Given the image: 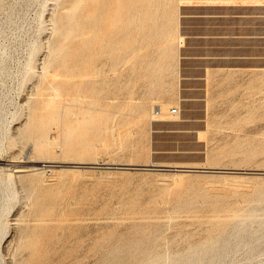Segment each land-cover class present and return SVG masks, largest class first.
I'll use <instances>...</instances> for the list:
<instances>
[{
  "label": "rangeland",
  "instance_id": "obj_1",
  "mask_svg": "<svg viewBox=\"0 0 264 264\" xmlns=\"http://www.w3.org/2000/svg\"><path fill=\"white\" fill-rule=\"evenodd\" d=\"M66 1L0 0V208L9 223L0 264H97L104 252L136 240L138 231L155 223L154 251L179 252L208 234L211 219L250 208L261 213L264 194L244 195L259 186L264 191V0H184L178 7L176 0L170 19L160 11L163 0H154L150 8L160 9L146 18V46L131 56L120 41L114 46L121 55L113 50L111 65L98 62L99 73L76 77L79 84H62L54 95L47 91L44 98H67L77 106L75 116L65 115L50 129V139L59 141L54 149L37 151L35 133L17 135L29 108L43 99L28 70L41 68L55 32L49 16ZM122 31L116 38L125 39ZM90 47L82 57L94 52ZM100 116L109 126L94 131L89 120ZM15 165L26 171L15 172ZM188 181L228 195L236 209L203 200L176 208L180 184ZM36 202H43L46 219L37 220ZM235 231L228 226L226 232ZM253 240L250 248L240 245L212 264H264V230ZM40 242L46 245L39 248ZM236 242L231 238L228 249Z\"/></svg>",
  "mask_w": 264,
  "mask_h": 264
},
{
  "label": "bare ground",
  "instance_id": "obj_2",
  "mask_svg": "<svg viewBox=\"0 0 264 264\" xmlns=\"http://www.w3.org/2000/svg\"><path fill=\"white\" fill-rule=\"evenodd\" d=\"M73 1H75V3H73ZM73 1L70 0V1H66L65 3L63 2L64 5L62 7V10H57L60 12H57L58 14L56 13L55 16L53 14L54 18L53 16H49V17H52L51 19H53V24H54V29H55L53 31L55 32L51 34L53 36L51 37L49 41H47L48 45L46 46L48 47L47 48L48 52H46L45 55L42 57L43 62L41 61L42 65L40 69L38 68L39 70H37L35 67L29 68L28 70L29 73L32 72L33 76H35V79H36L34 93L42 92L43 99L40 102V104H38L37 106H31L29 108L27 120L24 122L23 127L19 128V133L17 135L21 134L22 130H25L24 132L27 131L28 133L30 132L35 133L36 134L35 135L36 136L35 147L37 151H45L47 149L52 150V148L59 141L56 142V140H54L53 138H52L53 140L50 139L49 137L50 129L53 127V125L59 124V121H61V119L65 115L69 116L70 113H73L74 115L75 112L73 111L72 107L77 106V104L74 102H71V100L67 102V98L66 99L64 98L61 101L54 99L55 96L54 97L52 96V98L51 97L44 98L47 91H51V93L54 95V92L57 93L59 88L62 87V84L66 85L70 82H73L75 85H77L79 83L77 81L75 82L76 77H78L79 79H84L90 73H93V72L99 73L102 69V66L111 65L110 64V62H112L111 52L113 50L116 52H118V50L120 51V49L116 50L114 46L115 44L120 43V41H122V44H125V48L124 50L123 49L122 50L125 51L127 55L131 54L132 52L135 53L137 50L142 49L144 46H146V45L143 46V43L146 44V42L149 41V39L147 38L145 34L146 28H147L146 20L150 19L148 17L152 12H154L155 10L159 11L158 9H160L159 6H155L154 10L150 8V4L152 2L154 3L156 0L155 1L154 0H73ZM175 1L176 0H163L164 2L163 5L166 4L164 8H163V5L160 3L161 5L160 7L163 8V10L160 9V11L164 14L163 16L165 18L170 19V16L171 15L173 16L175 14L174 12H172L173 11L172 9H175L172 7V3H174ZM183 1L184 0H179L177 3H174V4L175 5L177 4L176 7H178L180 3H182ZM60 5L62 6V4ZM169 6H170V9L168 8ZM123 15H124V20H123ZM165 18L162 17L163 21H166L164 20ZM154 20L159 21L158 19L157 20L154 19ZM63 21L66 22V25L61 26ZM121 22L124 23L123 26L121 25L123 24ZM121 29L123 31L125 30L126 32V33H123L122 31V33L124 34L123 37L126 36L125 39L123 38L122 40L120 37L116 38L118 32L121 33L120 32ZM150 29H147V30H150ZM178 36H181V35L177 34V39L179 38ZM179 40L181 41V39ZM72 42H74V45ZM90 46L94 48V52L92 54H88L87 58H85L86 55L85 57H82L83 53L87 54L86 51H88L89 48H91ZM118 46L117 48H121ZM133 54H131V56ZM120 55L121 54H119V56ZM68 57L70 58L66 60V58ZM136 59H138V57ZM140 59H143V58L140 57ZM57 60H60V62L54 67L53 63L56 62ZM114 60H117V59H114ZM135 61L133 63H135ZM144 61L146 62V59ZM98 62H100L102 65L99 68H98V65H99ZM79 63L81 64L79 65ZM136 63H138L139 65L138 60ZM64 64L66 65L65 70L61 71V69L59 68L60 66H63ZM113 65L117 66L116 63L112 64V66ZM130 66L135 68V66H133L132 64ZM165 66L166 65L163 66L164 67L162 68L163 70L165 69ZM60 76H64V79H61ZM73 100H77V98L74 97ZM77 116H78V113H77ZM83 118H85V116ZM100 118L101 116L97 119L93 117L91 120H89V123L96 127V130L93 129L94 131H98L97 127H99L100 128L99 131H101L102 127H105L107 125L109 126L108 117L104 116L101 119ZM76 120H79V118L77 117ZM77 123L78 122L76 121V124ZM70 125L72 124L70 123ZM108 126L106 128H108ZM66 131H64V133ZM100 134L102 136V133ZM99 137L100 135L98 136V139L101 140V138ZM66 138H67V134H66ZM67 140H69V138ZM86 140L87 139H85V141ZM87 142L85 143V147L86 145H88ZM89 142L91 143L92 141H89ZM67 144H68V141H67ZM71 145L69 146L66 145L68 146L67 149H69V151H70L69 147ZM88 146H90V144ZM94 147L92 148L89 147V148L93 149ZM126 165H128V166H125L127 168L138 169L137 167H134V166H138L140 164H126ZM182 166L188 167L185 169H194L192 167H195L193 165H182ZM150 169H154V168H150ZM161 169H166V168H161ZM16 171L25 172L26 169L21 166H16L15 172ZM10 177H11V174H7V178L9 179V182H8L9 184H10ZM225 183H223V186ZM180 185H181L180 189L176 195V204H175L176 208L178 209L185 207L186 205H189L190 203H194L199 200L209 201L211 204H215L214 206L215 207L217 206L218 209L223 208L228 212L236 209L235 205H233L234 202L231 201L228 195L211 194L204 190L198 189L196 185L193 184V182H189V181L186 183H181ZM210 186H212V184ZM225 186L227 188L229 187L227 185ZM224 187L219 188V189L220 190L224 189ZM231 187H234V186L232 185ZM243 187L241 186V188ZM6 188L9 194L11 192L14 193L11 186L8 185ZM215 188L217 189L213 191L218 190V187L215 186ZM237 189L239 190L240 187L238 188L237 186ZM263 194H264L263 187L259 186V187H256L254 190H252L250 194L244 195V197L245 199H249L248 197H251V196L253 198L256 197L257 199H262ZM261 210L262 212L260 213L255 208H250V209L242 210L238 213H234V214L229 213V214H226L225 216L218 217L216 219H211L208 234L202 240L196 243L190 244L186 249H184L183 251H179V252H172L168 248L165 249L164 251H154V247L156 246V241H157L156 233L158 231V224L155 223V224H152V227L147 232H144L142 230L138 231L137 234L139 236L137 237L136 240L119 244L116 248L111 249L107 252H104L102 256L99 258L97 264H212L216 261L222 260V258L225 256H229L230 252L236 251L237 247H239L240 245L249 246V248L251 247V245L255 242L253 238L258 237V232L261 230H264V208H261ZM46 211H48V209ZM34 212L38 215L37 220L46 219L44 217H46V215L48 214V212L47 214L44 213L43 202L35 203ZM8 224H9L8 218L4 217V210L3 208H0V252L2 251L1 241L5 235ZM228 226L234 227L236 231L233 234H230V233L227 234L226 231H227ZM43 231H46V230H43ZM39 233L41 232L39 231ZM45 234H47V232L44 233V235ZM35 236H41V235H35ZM50 237L51 236H49V238ZM231 238L237 239L236 247L233 250L228 249V243L230 242ZM39 239H41V237ZM26 240H27V237H26ZM32 240L33 239H31L30 241ZM32 242L33 243L31 244L33 245L34 241ZM42 242L46 243V240ZM45 243H42L41 246H39V248L40 247L42 248V245H46ZM21 245L22 244L17 245L16 248L19 249ZM35 249L39 251L37 252L38 254L41 252L40 251L41 249L38 250V246ZM249 250L252 253L254 252L255 248L252 247ZM13 254L15 255L16 253H13ZM31 255L34 256V254H31ZM31 255H28V256H31ZM34 260L35 259H33V261ZM28 262L26 264H28ZM37 263H34V264H37Z\"/></svg>",
  "mask_w": 264,
  "mask_h": 264
},
{
  "label": "water",
  "instance_id": "obj_3",
  "mask_svg": "<svg viewBox=\"0 0 264 264\" xmlns=\"http://www.w3.org/2000/svg\"><path fill=\"white\" fill-rule=\"evenodd\" d=\"M137 168H154V169H161L164 168V166H134Z\"/></svg>",
  "mask_w": 264,
  "mask_h": 264
},
{
  "label": "built area",
  "instance_id": "obj_4",
  "mask_svg": "<svg viewBox=\"0 0 264 264\" xmlns=\"http://www.w3.org/2000/svg\"><path fill=\"white\" fill-rule=\"evenodd\" d=\"M172 112L177 114V113H179V109L177 107H173L172 108Z\"/></svg>",
  "mask_w": 264,
  "mask_h": 264
}]
</instances>
